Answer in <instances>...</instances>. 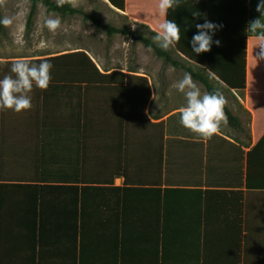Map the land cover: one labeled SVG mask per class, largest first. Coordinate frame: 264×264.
<instances>
[{
  "label": "crops",
  "instance_id": "obj_1",
  "mask_svg": "<svg viewBox=\"0 0 264 264\" xmlns=\"http://www.w3.org/2000/svg\"><path fill=\"white\" fill-rule=\"evenodd\" d=\"M120 1L115 12L149 29L171 14L159 0ZM178 2V55L228 91L240 127L201 139L179 123L183 94L170 108L150 84V125L137 132V105L118 75L88 86L83 109L74 87L34 88L30 110H0V264H264V190L246 181L264 135V59L246 32L259 0ZM205 19L222 27L196 55L191 40ZM8 74L0 69V79Z\"/></svg>",
  "mask_w": 264,
  "mask_h": 264
},
{
  "label": "rangeland",
  "instance_id": "obj_2",
  "mask_svg": "<svg viewBox=\"0 0 264 264\" xmlns=\"http://www.w3.org/2000/svg\"><path fill=\"white\" fill-rule=\"evenodd\" d=\"M59 2V0H56ZM120 0H112L111 4H105L104 0H75L74 7L81 8L89 14L98 17L104 24H112L115 27H129L135 30L140 23L124 22L123 18L116 16L114 5L124 10ZM3 23L5 34L0 36V58H25L32 56H56L75 51H84L94 60L95 65L103 70L119 69L135 71L146 75L155 92V100L166 99L170 108L176 106L179 93L172 85L183 77V72L156 58L152 51L144 48L140 43L132 45L128 37L115 36L110 41L103 32L97 31L91 25L82 23L79 17L60 18L61 27L56 32H50L44 21L54 14H46L44 8L39 5L34 25L31 31L25 32V22L29 11V3L26 0H1ZM160 9V8H159ZM157 9L155 15L160 16ZM154 11V10H153ZM169 20L176 22L177 11L170 9ZM142 13L150 17L152 8L144 7ZM168 13V12H167ZM122 15V14H120ZM163 23V21L161 22ZM152 25L150 30L154 33L160 30V25ZM149 27L148 25H145ZM145 36H152L141 30ZM178 54V44L174 47ZM165 106V107H166ZM162 108L167 110L168 108Z\"/></svg>",
  "mask_w": 264,
  "mask_h": 264
},
{
  "label": "trees",
  "instance_id": "obj_3",
  "mask_svg": "<svg viewBox=\"0 0 264 264\" xmlns=\"http://www.w3.org/2000/svg\"><path fill=\"white\" fill-rule=\"evenodd\" d=\"M29 3V11L25 22V32L32 30L34 25V18L36 16L37 8L41 5L46 14H54L61 18L79 17L83 24L91 25L97 31L103 32L106 38L110 41L115 36L128 37L132 40V45L140 43L144 48L149 49L154 56L160 59L165 66H170L183 73H190L192 79L200 84L205 91L213 92L219 90L220 92L227 93L228 91L216 81L204 68L189 63L179 57L174 48H170L168 51H164L152 42V38L145 36L143 30L153 36L152 32L145 25H136L135 30H131L129 27H115L112 24H104L98 17L93 14H89L81 8H76L73 5L72 0H65L63 4H60L56 0H26ZM112 1V0H110ZM116 16L123 18L124 22H130L127 17L115 13ZM5 34V28L3 23L2 6L0 0V36ZM47 60L53 65L51 70L52 80L50 85L61 87H74L78 93V102L80 109L86 102V92L88 86L100 83L102 80H108L112 78V75H118L121 77L120 91L122 95L132 105L135 103L137 106L135 111L137 113L136 130L137 132L146 131V125H150L146 117V107L151 96L150 85L148 79L145 77H134L130 75H123L119 73H113L111 75H102L92 59L84 51H75L71 53H65L55 57H50ZM42 60H36L33 62L39 63ZM12 62H0V69L8 70L10 72ZM84 90V93L82 92ZM65 94V93H64ZM64 94L61 95V101H64ZM84 97V99H82ZM83 105V106H81ZM85 107V106H84ZM126 112L128 108L125 107ZM227 115L228 126L233 128H239L241 125L240 119L233 115L228 106L225 108ZM84 116V114H83ZM83 118V117H82ZM156 127V126H155ZM248 173L246 181L251 187L257 186L261 181V190H264V135L258 144L251 149L248 157ZM261 167V168H260ZM261 169V171H259ZM79 261L82 257L81 247L79 251ZM80 264V262H79Z\"/></svg>",
  "mask_w": 264,
  "mask_h": 264
},
{
  "label": "clouds",
  "instance_id": "obj_4",
  "mask_svg": "<svg viewBox=\"0 0 264 264\" xmlns=\"http://www.w3.org/2000/svg\"><path fill=\"white\" fill-rule=\"evenodd\" d=\"M65 0H59L63 4ZM75 3V0H72ZM179 7L178 0H159V8L167 14L169 9ZM256 11L260 16L249 22L246 32L247 38H254L260 43L257 49L260 54L258 60L264 59V0H259ZM199 16V13L193 14ZM44 26L50 32H56L61 27L58 16L46 18ZM197 34L191 40L192 51L196 55L211 51L213 35L222 26L214 24L207 19L203 24H196ZM181 27L174 20L165 19L160 25V30L152 36V42L164 51H168L180 42ZM215 44L220 45L216 40ZM149 46V51H151ZM53 65L47 60L39 63L27 58H19L12 62L10 74L0 79V110H11L15 113L30 110L32 108L31 93L34 88L47 90L51 80ZM212 70H210V73ZM172 88L183 94L185 103L176 111L179 115V123L195 136L210 140L221 128L227 125L225 108L227 99L219 90L213 92L201 91L197 82L192 79L190 73H184L183 77L176 81Z\"/></svg>",
  "mask_w": 264,
  "mask_h": 264
}]
</instances>
